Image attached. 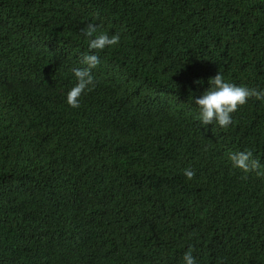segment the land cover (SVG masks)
<instances>
[{
	"label": "trees",
	"instance_id": "trees-1",
	"mask_svg": "<svg viewBox=\"0 0 264 264\" xmlns=\"http://www.w3.org/2000/svg\"><path fill=\"white\" fill-rule=\"evenodd\" d=\"M218 72L264 90V0H0V264H264V177L229 160L264 166V101L202 125Z\"/></svg>",
	"mask_w": 264,
	"mask_h": 264
},
{
	"label": "clouds",
	"instance_id": "clouds-1",
	"mask_svg": "<svg viewBox=\"0 0 264 264\" xmlns=\"http://www.w3.org/2000/svg\"><path fill=\"white\" fill-rule=\"evenodd\" d=\"M82 34L89 38L90 53L101 52L106 48L116 46L121 40L119 33L109 36L107 32L99 31L95 24H88L82 30ZM82 63L85 65L84 68L73 70L77 83L67 94V103L72 108L80 107L79 100L82 94L94 90L95 79L92 72L100 64V59L96 54H85L82 57ZM208 83L209 89L198 98H194V103L198 106L197 119L205 126L215 122L220 128L226 129L233 123L232 114L244 106L250 98L264 101V90L226 82L220 72L210 78ZM229 160L233 168L239 169L245 174L243 179H246L249 173L264 177V166L260 164L259 160L253 158L251 151L232 153L229 155ZM184 175L188 180H191L195 176V172L191 169H184ZM182 260L183 264H196L192 248L185 252Z\"/></svg>",
	"mask_w": 264,
	"mask_h": 264
}]
</instances>
